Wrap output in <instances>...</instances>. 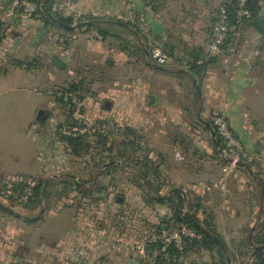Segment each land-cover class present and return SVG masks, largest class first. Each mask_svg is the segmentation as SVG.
<instances>
[{"label": "crops", "instance_id": "crops-1", "mask_svg": "<svg viewBox=\"0 0 264 264\" xmlns=\"http://www.w3.org/2000/svg\"><path fill=\"white\" fill-rule=\"evenodd\" d=\"M14 1L0 0L1 89L7 85L8 80L13 79L16 82L47 86L50 94L55 82L56 88H62L66 85L62 79L73 73L71 79L83 85V93L95 97L98 95L95 100L85 101L84 112L87 118L94 122L105 119L115 121L119 138L125 135L127 128L134 130L141 149L135 156L142 158L147 155L158 166L165 185L163 194L168 195L172 187H175L182 190L185 197L188 192L208 197L209 186H218L213 172L218 168L224 171L230 158L227 157V161L222 163V153L225 155V152L214 146L211 132L204 125V122H209L212 108L226 111L231 130L241 141L248 156L242 163L249 164L253 171L259 168L264 171V62L261 61L264 60V33L251 25V21L264 17V0L260 3L259 17L243 23L240 38L237 41L231 39L227 47L216 55L208 47L211 26L219 8L228 0H76L69 13L61 14L71 19L72 24L79 23V19L83 22L88 18L106 16L131 21L140 30L137 38L140 47H137L141 54L134 52L133 56L121 50L123 44L120 41H102L94 28L67 32L37 17L25 19L18 10L10 14ZM61 38L66 41L60 42ZM144 45L150 48L159 46L167 57L166 64L157 65L149 57V51L145 50ZM222 54L233 58L227 56V60ZM53 58L61 62L63 69L54 65ZM72 58L77 67L74 72L66 65ZM47 62L56 72L47 68L42 77L40 74ZM193 62L199 66L198 70L190 69V63ZM120 66H124L122 71L133 66L138 75L131 81L117 82L114 84L117 88L109 94L90 93V88L96 82H102L101 77L106 75L104 67L112 69ZM86 67H90L89 71L84 70ZM93 67L102 68L103 72H92ZM123 74L126 75V72ZM181 94L186 104L183 106ZM151 96L154 97L153 101ZM55 109L42 108L41 111L46 114L44 121L30 122L28 125L27 134L37 146V151L27 164L15 169L11 157L13 155L7 153L3 156V150L0 149L1 205L6 204L2 198V185L9 184L14 177L21 181L45 179L54 169L67 170L73 157H76L60 138L55 144L59 152L64 149V157L57 153L52 159L47 158L45 142L49 144L55 141L56 135L62 136L60 128L66 125L68 119V115L58 114ZM49 116L50 119L47 118ZM190 120L200 122L206 128L203 131L191 129L186 124ZM38 123L49 125L50 131L40 133ZM106 131L105 134L110 137L109 130ZM205 132L213 143L212 147L200 142ZM117 158L118 164L124 167V158L118 154ZM104 169L102 166L101 170ZM261 181L264 184L263 178ZM121 186L128 187L125 188V196L119 198L112 193L99 204L83 200L85 206L77 202L74 206L71 202L68 209L70 211L74 207L75 211L67 223L60 227V239L53 241L52 245L38 243L36 251L40 257L37 264H51V261L52 264H152L150 258L141 262L144 256L133 255L129 250L130 245L127 247L124 243H118L108 249L103 244L104 234L107 239L110 233L109 227L104 228L100 221L105 211L110 210L114 219L143 212L155 225H160L170 216V209L166 206H145L142 193L133 185ZM112 199L120 209L109 206ZM207 203L212 208L216 206L209 197ZM103 205L107 208L104 211L99 207ZM224 214L229 219L240 217L239 213ZM13 215L24 221V215ZM25 222L34 225L40 223L41 219H28ZM119 224L127 226L124 222ZM130 226L121 231L120 235L131 231ZM133 229L132 244L140 235L139 226H133ZM45 234V230L40 231L41 241ZM23 242L21 245L27 248L23 247L27 254L15 255L10 251V257L7 255L5 261L1 259L3 248L0 247V264H13L15 260H22L21 264H33L29 255L30 246L27 240Z\"/></svg>", "mask_w": 264, "mask_h": 264}, {"label": "rangeland", "instance_id": "rangeland-1", "mask_svg": "<svg viewBox=\"0 0 264 264\" xmlns=\"http://www.w3.org/2000/svg\"><path fill=\"white\" fill-rule=\"evenodd\" d=\"M219 53H214V54L216 55ZM222 56L226 58L228 56L231 59L233 58L228 54H222ZM226 58H222V60L223 59L226 60ZM228 59L229 58H227V60ZM261 61L264 62V60ZM46 65L47 66H44V69L41 68L43 71L41 72L40 76L42 77H44L45 73L47 72V68L53 71L54 73L56 72L55 69L51 66V64H49V62H47ZM66 65L68 66L69 69H71L72 72H74L77 68L75 64V60L73 58L72 60H69ZM128 67L129 69L124 71H122L124 66L114 67L112 69H108L104 67L103 69L106 71V75L104 74V77L103 78L101 77L100 80H102V82L98 81V83L96 82L92 86V88H90L91 89L90 93L94 95L98 93L109 94L110 91H113L115 90V88H117L114 86V84H117V82L121 83L120 81L123 80H130V81L133 80L138 74L133 66H128ZM85 69L89 71L90 67H86L84 68V70ZM92 70H93L92 72H95L97 74L99 73V71L101 73L103 72L102 68L96 69L93 67ZM124 72H126V75L123 74ZM72 76L73 73L71 76L66 75V77L62 79L63 80L62 83H66V85L62 88H66L73 82V80L71 79ZM56 87L57 86L55 82L53 84L51 91L58 89ZM49 91L50 90L49 88H47V86H38L34 84H29V82L23 83L22 81L16 82L13 79L8 80L7 85H5L4 88L2 89L0 88V149L3 150L4 153L3 156L7 155V153L9 155L10 154L13 155L10 156L12 157V159H14L15 169L27 164L29 162V159L32 156H34L33 153L37 151L36 150L37 146L34 144V141L30 138V136L27 133H29L28 125L30 124V122L32 123L36 121V116L42 108H47L51 110L53 108H57L55 110H57L58 114L68 115L67 123L65 126L60 128V131L65 127H68L69 125L74 124L71 116L69 117L70 110L68 106L61 103L54 97H52L49 94ZM89 96L93 100H95V98L98 95L95 97L89 94ZM180 98L183 103L182 106L186 105L185 102H183L184 97L182 94L180 95ZM215 110L217 109L212 108L210 110V114ZM47 118L50 119V116ZM49 121L50 120H48L47 122ZM106 121H109V124L103 126L104 135H106L105 134L107 132L106 130H110L114 133L113 135L108 133L110 134V137L106 144L108 147H112L113 145H115L116 146L115 148H117V145L122 140V137L121 138L117 137L118 136V134L116 133L117 124L113 120L110 121V119H107ZM38 124H39L38 129L40 133L43 132L42 134H46L47 132L50 131L49 125L45 123H38ZM186 124H189L191 129L194 130L196 129L199 131L204 130V125H202V123L200 122L190 120V122H187ZM61 137H63V135L61 136L60 134H58L56 135V138L58 139L55 138V141H51L49 144L45 142V146L48 150L47 151L48 159L49 158L52 159L53 155L56 156L57 153L58 154L60 153L59 155L61 156L65 154L64 149H61L59 152L58 151L59 147L55 144V142L57 143ZM91 140L92 137L90 136L88 141ZM200 142H203V144L208 147L213 146L212 145L213 143L210 140L207 132H205V137L202 136V138H200ZM221 143L224 145V151H226L225 143L223 141ZM94 146L96 145L94 144L91 145L89 150H87L88 154H86L85 156L73 157L71 163L68 165L69 168L67 170L54 169V171H52L47 176V178L41 180L43 181L48 179L49 176L52 177L56 175H61L66 172L74 175L76 177V180H85V181L89 180L92 176L91 172L94 171L96 168L95 164L103 161L104 162L108 161L107 155L104 152H102V149L94 148ZM84 150L85 149L83 148L81 149V151ZM229 153H230L228 154L229 156L233 154L231 152ZM112 155L115 156L116 152L115 154ZM11 157H8V159H11ZM227 157L228 156H225L222 153V158H227ZM66 158L68 159V157H65V159ZM181 163L184 162L181 160ZM227 167H229V164L226 165V169H224V171H221V169L218 168L216 172H213L214 181L218 182V186L210 185L207 195L209 199L214 201V204L216 203V206L214 205L215 207L214 217H216L215 218L216 224L219 225V227L217 228L218 232L221 234V236L224 238L225 241L229 242L231 248L232 247L237 248L236 246L240 239L244 238L245 236L246 237L252 236L253 232L252 231L248 232V227L252 224L253 229L257 230L258 228H254V225L260 224L261 221L264 219V208H262L261 210V208L259 209V207H257L258 204L264 205V184L261 181V178L264 179V171H262L260 168L256 169L254 173H257V175L254 174V178H253L250 177L247 171L244 172L238 169L237 168L238 166L234 167L231 171L227 170ZM101 169L102 167L100 168V170ZM92 177H94V175ZM129 177H130V170L127 169L125 171H117V170L112 171V173L109 174L107 177L97 176V178H99L103 183L107 184L108 187L112 189V192L115 193V195L118 196V198L121 196H125L126 194L125 192H127L125 191V188L128 186H121V185L123 184L125 185L129 184V186L132 185ZM23 180H27V179H23ZM15 181H16L15 177L9 181V184H7L8 189ZM27 181L29 182L26 183L28 185L30 183L35 184L38 180L35 181L28 179ZM57 187L60 188L59 186ZM28 188L30 187L27 186L22 192L18 191L16 193L14 192L6 193L3 190L4 194L2 195V198L5 199L6 202L4 207L13 210L14 214H20L25 216L23 217L24 221H21L20 218H18L13 214L12 216H9L6 213L0 212V216L2 219L0 222V247L3 248V250L1 251L3 257H1V259L4 258V261L7 255L8 257H10L9 255L10 251L15 255L27 254L25 250H23V247L25 246L21 245L22 243H24L23 242L24 240H27V245L30 246L29 247L30 258L33 261V264H37L38 258L40 257L38 256L36 251V247L38 243L41 242L52 245L53 241H57V239H60L62 235L61 232L62 229L60 227H62L64 224L67 223L70 215H73L75 211L74 207L70 211L68 209L71 202H73V205L76 206L75 202H77V200L76 198H74L75 197L73 195L74 193L69 194L67 197L61 200H55V198L51 197V200L48 204V208H46L44 202H42L39 206L35 207L34 209H30V210L25 209L23 206L25 205L27 199L20 201L19 198L24 194H27ZM167 189H169V187L166 188V190ZM8 197H12L11 200L7 199ZM109 206L120 209V207L115 205L113 199L111 200V203H109ZM99 207L103 211L107 209L106 205ZM124 210H129V209H124ZM230 212L232 214L239 213L240 217L238 219L225 218L224 213H230ZM36 218L37 220L41 219V222L35 223L34 225H28L25 222L28 219L34 220ZM102 218L103 220L100 221L103 224V227L106 229H108L109 227V232H110L109 234H107V239L105 234L103 236L104 239H102L103 244L107 245L108 249H112V247L118 243L119 244L124 243L126 244L127 247L129 245L130 246L134 245L132 244L134 238L132 231L134 229H130L131 231L126 232V234L123 236L120 235L121 231H124V229H126L130 225L129 221H127V226L124 227L123 225L119 224V222L116 221V219L112 217V212L110 213V210L109 212L105 211V216L103 215ZM222 228L225 229V231ZM28 230L30 232H28ZM39 230L40 231L45 230L46 234L43 241H41L40 239ZM244 231L247 232L244 233ZM27 232L29 234V237ZM129 250L133 255L134 254L135 256L139 255V253L137 252H132L130 247ZM236 253H239V251L236 250ZM252 258L253 257L251 255V257H249L248 260L250 261ZM192 259H197L196 261H200L199 258L192 257ZM246 259L247 258L244 259L241 258L242 261ZM21 263L22 260L21 262L19 260H15V263L13 264H21ZM50 263L52 264V261ZM186 263H188V260L186 261ZM8 264H12V263H8ZM231 264H238V263L232 262Z\"/></svg>", "mask_w": 264, "mask_h": 264}, {"label": "trees", "instance_id": "trees-1", "mask_svg": "<svg viewBox=\"0 0 264 264\" xmlns=\"http://www.w3.org/2000/svg\"><path fill=\"white\" fill-rule=\"evenodd\" d=\"M25 1L32 2L36 5V11L32 14V18L37 17L45 23L55 27L56 25L52 22L51 18L70 25L73 23L71 19H66L56 13L53 9L52 2L49 0ZM235 2L236 0H228L222 5L226 8L230 20H233ZM260 2L261 0H249L248 9L251 12V17L245 19L243 23H247V21L259 17V12L261 10ZM18 11L19 13L22 12L21 9H18ZM81 21L82 19L78 20V22ZM87 21H93L95 23L96 26L93 30L100 35L102 41H109L111 43H116L118 41L122 42L123 46L121 47V50L126 52L129 56H133L134 52H136V54H141L139 49L140 45L137 43L140 30L131 21H125L112 16L88 18ZM231 39L232 37L229 36L223 49L227 47V43L230 42ZM144 48L148 52L150 47L144 45ZM21 65L22 64H20V66ZM25 65L27 66L28 64L26 63ZM198 68L199 66H197L196 63H190V69L198 70ZM59 89L67 92H83L84 87L80 82L74 81L66 88ZM58 101L63 103L61 100ZM69 110V117L71 116L72 118V109ZM74 124L69 125L68 128H73L75 126ZM106 124H109V121L96 120L94 122V125L100 128H103ZM80 129L81 128H79V130ZM109 133L112 134L113 132L109 130ZM90 136L92 137V140L88 141ZM108 139L109 137L103 135L99 130L92 135L83 133L74 138L69 136L61 137L62 142L76 157L88 154L87 150H89L91 145L94 144L96 145L94 148H100L105 154L111 155L109 160H113L114 158L118 159L117 154L119 157H123L125 162L124 167L110 164L105 166L104 170H100V168L106 164L103 161L95 164L96 168L91 172L94 177L91 176L87 181L76 180L74 175L65 173L43 181L38 180L32 185H27L23 181H16L12 183L9 189L7 185H2L1 190H4L6 193H16L18 191L22 192L27 186L30 187L31 195L27 198V201L23 206L25 209L29 210L39 206L42 202H44V205L48 208L51 197L55 198V200H61L71 193H74L73 195L75 196L74 198H76L78 205L83 204V206H85L86 202L83 200H87L89 203L99 204L106 201L109 195L113 192L112 189L97 178V176L107 177L112 171H125L127 169L130 170V182L136 189L141 191L142 200L145 206L152 207L154 205H160L166 206L170 209V216L167 219H164L160 225L152 224L143 212L125 215L127 220H129L132 229L133 226L136 228L137 226L140 227V229H138L140 231V237L152 229L157 231L158 234H162L170 233L183 226L195 231L198 236L196 239L184 238L181 249L175 247L174 244H170L164 251H162V245L160 243H147L144 248V257L141 259V262L150 258L152 264H231L232 262H237L238 264H264V252H259L255 254L250 261L248 260L253 253L251 244L255 246L264 245V219L260 224L254 225V228H258L257 230L253 229V226L248 227V232H253L252 236H250L251 239H249L248 236H245L238 241L237 248H231L229 242L225 241L217 230L214 208L207 205V196L188 192L185 197L182 190L176 189L175 187H172L168 195L162 193L165 185L158 166L151 161L147 155H143L142 158L135 156L141 149L137 143L138 139H136L134 130L127 128L126 133L117 145V148H115V145L108 147L106 144ZM217 141L220 144L219 148L224 150V145L221 143L222 141L219 137ZM82 148L85 150L81 151ZM114 152L117 153L115 156L112 155ZM221 160L222 163L227 161L226 158H222ZM237 168L244 172L246 171L240 166ZM11 198L12 197H8L7 199L11 200ZM257 207L262 210L264 205L258 204ZM0 212L11 215L4 205L0 206ZM122 217L124 216H120L118 217L119 219L116 220L120 223L122 222ZM124 224L127 225V222ZM163 225L165 227H163ZM246 232L244 231V233ZM236 250H238L239 253H236ZM192 257L199 258L200 261H196L197 259H192ZM241 258L247 259L242 261ZM187 260L188 263H186Z\"/></svg>", "mask_w": 264, "mask_h": 264}, {"label": "built area", "instance_id": "built-area-1", "mask_svg": "<svg viewBox=\"0 0 264 264\" xmlns=\"http://www.w3.org/2000/svg\"><path fill=\"white\" fill-rule=\"evenodd\" d=\"M53 4V9L58 14L69 13L76 0H49ZM249 0H236L233 20H230L229 14L224 6L219 8L217 17L211 26V33L209 39V50L211 53H219L223 51V46L227 42L229 36L232 37L234 41L240 38L242 25L245 19L251 17V12L248 9ZM21 9V16L25 19L31 18L32 14L36 11V5L29 1L15 0L12 4L10 14L14 10ZM66 39L61 38L60 42H65ZM150 58L159 66H164L166 64L167 57L161 48L157 46H152L149 49ZM50 95L57 100H61L63 104L67 105L69 109H72V120L75 123L73 128L65 127L62 129L63 136L77 137L80 134H92L99 130L104 133V129L96 127L94 121L87 118L84 113L85 101L92 100L89 94L73 91L67 92L60 89H56L50 92ZM210 124L214 128L217 137H219L226 146L225 156L227 155L231 161L229 162V167L227 170L231 171L237 166V163L241 162L243 159L248 158L247 154L243 149L241 141L233 134L228 116L225 110L217 109L210 114L209 117ZM79 128H81L79 130ZM228 152V153H227ZM229 152L233 153L232 155ZM178 155V154H177ZM16 181H21L17 180ZM15 181V182H16ZM25 183H29L26 181ZM30 183L28 185H32ZM31 195V189H27V194H24L19 198L20 201L26 200ZM126 214V213H125ZM125 216V215H124ZM122 222H127V217L121 218ZM197 233L189 228L181 227L170 233L158 234L155 230H150L145 233L142 237L137 239L134 245L130 246L132 252H137L139 254L144 253V248L147 243L158 242L162 245V251L170 244H174L175 247L181 249L182 241L184 238L196 239Z\"/></svg>", "mask_w": 264, "mask_h": 264}, {"label": "water", "instance_id": "water-1", "mask_svg": "<svg viewBox=\"0 0 264 264\" xmlns=\"http://www.w3.org/2000/svg\"><path fill=\"white\" fill-rule=\"evenodd\" d=\"M51 20L53 23H55V25L57 27H59L60 29H62L64 31H67V32L84 31V30L94 28L96 26L93 21H83V22H79V23L70 25V24L64 23L62 21H59L57 19L51 18ZM251 25L254 26L255 28H257L260 32L264 33V17L259 18L255 21H251ZM52 62L59 69H63V65L61 64V62L58 59L53 58ZM151 100L153 101L154 97L151 96ZM45 115H46L45 112L40 110L36 116V121L43 122ZM204 125L210 130L214 145L216 147H219V142L217 141V135H216V132L214 131L212 125L209 122H204ZM230 161H231V159H229V162ZM237 166L243 167L249 173V175H251L253 177H254V174L257 175V173H254L252 167L247 163L239 162V163H237ZM0 206H2L1 203H0ZM8 211L11 214H13V212L10 209H8ZM249 239H251V237H249ZM251 247L253 249L252 257L259 252H264V245L255 246V245L251 244Z\"/></svg>", "mask_w": 264, "mask_h": 264}, {"label": "flooded vegetation", "instance_id": "flooded-vegetation-1", "mask_svg": "<svg viewBox=\"0 0 264 264\" xmlns=\"http://www.w3.org/2000/svg\"><path fill=\"white\" fill-rule=\"evenodd\" d=\"M96 133V132H95ZM102 133V132H101ZM93 134V133H92ZM91 134V135H92ZM103 135H104V133H102ZM123 138V137H122ZM107 155V158H108V161H106L105 163L106 164H104L103 166H104V168H105V166H108V165H110V164H115V165H119L118 164V161H117V159L116 158H114L113 160H109V158L111 157V155H109V154H106Z\"/></svg>", "mask_w": 264, "mask_h": 264}]
</instances>
